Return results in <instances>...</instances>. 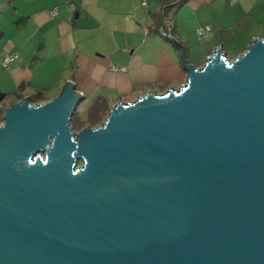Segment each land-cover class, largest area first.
<instances>
[{"label":"water","instance_id":"1","mask_svg":"<svg viewBox=\"0 0 264 264\" xmlns=\"http://www.w3.org/2000/svg\"><path fill=\"white\" fill-rule=\"evenodd\" d=\"M182 47V88L101 126L73 131V81L6 108L0 264H264V38L202 67Z\"/></svg>","mask_w":264,"mask_h":264},{"label":"crops","instance_id":"2","mask_svg":"<svg viewBox=\"0 0 264 264\" xmlns=\"http://www.w3.org/2000/svg\"><path fill=\"white\" fill-rule=\"evenodd\" d=\"M19 2L13 12L16 37L0 49V56L19 54L7 69L9 83L18 89L11 104L26 97L45 103L73 81L86 105L79 112L95 111L99 119H107L120 101L182 88L187 82L182 45L189 62L202 67L214 48L234 60L253 37L264 38V0ZM163 25L172 27L174 39L160 32ZM200 27L210 35H199Z\"/></svg>","mask_w":264,"mask_h":264},{"label":"rangeland","instance_id":"3","mask_svg":"<svg viewBox=\"0 0 264 264\" xmlns=\"http://www.w3.org/2000/svg\"><path fill=\"white\" fill-rule=\"evenodd\" d=\"M20 5L19 0H0V49L6 44L10 39H14L17 34V23L14 22V11L16 7ZM2 15V17H1ZM18 19V18H17ZM16 19V20H17ZM15 20V21H16ZM12 66V65H11ZM8 70L0 64V92L5 93V97L0 99V125L3 123L1 120L3 118L6 108L18 99L17 91L18 89L9 83ZM86 108L85 102H81L77 107V114L73 115L71 120V125L73 131L78 133L83 128L91 126L98 127L101 126L106 119H99L95 111L90 115H86L85 112H79ZM75 112V113H76ZM82 160L79 161V164Z\"/></svg>","mask_w":264,"mask_h":264},{"label":"built area","instance_id":"4","mask_svg":"<svg viewBox=\"0 0 264 264\" xmlns=\"http://www.w3.org/2000/svg\"><path fill=\"white\" fill-rule=\"evenodd\" d=\"M52 15H57V9H54L52 12ZM172 27L167 25H163L160 27V32L168 37H171L174 39V36L171 33ZM198 33L201 36H208L210 35L211 31L207 27H200L198 29ZM19 58V54L17 52H3L0 56V64L6 68L9 69V67L12 65L13 62H15Z\"/></svg>","mask_w":264,"mask_h":264},{"label":"trees","instance_id":"5","mask_svg":"<svg viewBox=\"0 0 264 264\" xmlns=\"http://www.w3.org/2000/svg\"><path fill=\"white\" fill-rule=\"evenodd\" d=\"M32 102H34L33 99H32ZM1 120L3 121V118Z\"/></svg>","mask_w":264,"mask_h":264}]
</instances>
